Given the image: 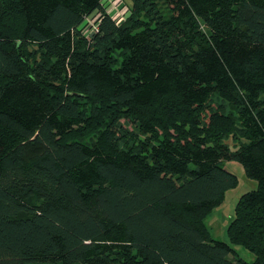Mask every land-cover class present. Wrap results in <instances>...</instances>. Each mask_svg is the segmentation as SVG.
I'll list each match as a JSON object with an SVG mask.
<instances>
[{"label": "trees", "instance_id": "obj_1", "mask_svg": "<svg viewBox=\"0 0 264 264\" xmlns=\"http://www.w3.org/2000/svg\"><path fill=\"white\" fill-rule=\"evenodd\" d=\"M102 1L0 0V264H264V0Z\"/></svg>", "mask_w": 264, "mask_h": 264}, {"label": "rangeland", "instance_id": "obj_2", "mask_svg": "<svg viewBox=\"0 0 264 264\" xmlns=\"http://www.w3.org/2000/svg\"><path fill=\"white\" fill-rule=\"evenodd\" d=\"M159 13L163 17L168 16V9L164 4V0H154ZM103 7L105 8L106 13L112 15L115 19L119 21H124L129 15V5L130 0H103ZM98 16L93 13L90 16H87L83 22L82 29L89 30L92 26L95 25ZM215 101L218 104L223 105L224 113L226 115L234 114L231 109L230 104L226 101L220 99L219 97H214ZM123 128H125L130 133L138 134L134 123L130 121H121ZM134 135V134H133ZM142 139L144 136L139 135ZM91 137L89 140L94 141L96 138ZM229 148L235 150L240 145L246 142L245 138L242 136L240 130L235 127L228 135H225L222 140ZM224 168L230 173L234 174L237 178V185L234 188H231L225 192L224 199L220 205L212 208L206 214L204 223L206 228L209 231L211 238L215 241H221L230 245L233 249L232 254L229 256L230 259H241L245 262H252L254 260V255L247 249L239 245H233L230 243L227 228L234 217V210L238 199L245 193L253 191L257 188V182L253 179L247 178L245 175L244 169L240 163L236 161H224L222 163Z\"/></svg>", "mask_w": 264, "mask_h": 264}, {"label": "built area", "instance_id": "obj_3", "mask_svg": "<svg viewBox=\"0 0 264 264\" xmlns=\"http://www.w3.org/2000/svg\"><path fill=\"white\" fill-rule=\"evenodd\" d=\"M90 29H91L92 32H94V31L97 30V27H96V25H94V26H92V28H90ZM90 29H89V30H90Z\"/></svg>", "mask_w": 264, "mask_h": 264}]
</instances>
